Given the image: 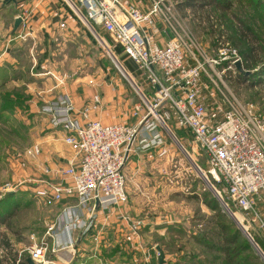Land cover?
Listing matches in <instances>:
<instances>
[{"label": "rangeland", "instance_id": "1", "mask_svg": "<svg viewBox=\"0 0 264 264\" xmlns=\"http://www.w3.org/2000/svg\"><path fill=\"white\" fill-rule=\"evenodd\" d=\"M56 1L55 5L69 14L63 20L66 22L64 31L52 29V37L49 38L45 30L32 32L19 25L9 38L14 16L21 14L10 3L5 8L7 19L0 30V41L27 39L26 44L21 46L19 59L27 67L28 60L30 62L44 52L49 53L51 56L47 62L58 63V73L67 75L65 81L83 83L85 104L94 95L99 96L100 108L95 112L103 117L104 122L135 125L142 117L148 116L138 126L134 149V155H142L139 166L142 167L143 184L142 188L132 185L131 196L133 200H139L129 201L135 207L131 211L133 219L141 221L137 230H131L135 233L134 239L124 238L121 235L123 231L112 227L106 230L107 225L98 229L95 217L84 219L85 214L79 211L77 217H81V221L78 226L75 224L78 229L73 238V250L56 254L47 252V259L55 264H157L156 247L159 246L164 254V264H226L220 254L209 252L203 242L212 239H220L221 242L225 235L222 232L220 234L218 225L221 228L231 225L240 230V219L238 215L235 220L227 214L191 167L187 155L197 167L205 170L201 151L196 149L190 135L176 129L171 120H165V123L160 121L157 115H163L167 109L161 105L155 110L150 108L147 101L152 99L153 89L147 84L145 76L140 77L139 73L126 69L123 59L115 53L117 46L111 37L99 29L96 30L97 34L91 32L64 0ZM138 1L141 3V0ZM145 1L148 8V0ZM183 1L167 0V4L172 7L180 31L190 35L200 50L201 54H195L205 64L207 74L212 76L219 87L220 82H223L226 90L239 102L253 105L255 116L264 122V0H225V6L221 8L205 0H200L193 8H184L181 5ZM2 2L0 0V14L3 11ZM165 30L169 38L170 31L167 28ZM158 32L159 29L156 34ZM38 39L39 42L34 46V40ZM219 42L229 43L237 49L241 59L237 64H240L242 72L237 70V66L236 71L232 72L224 71V64L211 63V60L216 59ZM112 54L126 71L122 73L128 79L123 77L120 72L122 69ZM52 68L57 71L56 66ZM237 73L250 75V80L238 79ZM253 73L260 75L253 77ZM52 80L55 81L54 77ZM202 81L208 87L202 89V95L211 108V102L218 99V93L215 95L216 92L211 90L205 76ZM45 112L48 113V110ZM164 127L176 138L186 155L175 145ZM28 131V126L19 122L18 118L14 122L4 123L0 116V187L6 182L13 185V190L2 196L0 202H4L8 195H14L0 208L3 212L1 217H5L4 223H0V264H26L31 245L29 236L33 234L36 239H41L47 225L54 221L56 215L53 206L44 205L34 196L36 182L20 175L19 168L29 165L38 156L32 152L33 145ZM205 191H209L217 203L214 212L201 201ZM220 191L224 201L237 213L225 193ZM15 203L18 204L16 208ZM85 208L81 206L78 209L90 212V207L87 210ZM4 209H13L12 214L7 217ZM120 229L123 230L124 226ZM239 232L240 241L246 240L245 243L250 246L249 251L242 252L245 258L241 264H261L248 238L241 230ZM63 233L66 235L65 231ZM58 238L61 239V236Z\"/></svg>", "mask_w": 264, "mask_h": 264}, {"label": "built area", "instance_id": "2", "mask_svg": "<svg viewBox=\"0 0 264 264\" xmlns=\"http://www.w3.org/2000/svg\"><path fill=\"white\" fill-rule=\"evenodd\" d=\"M64 1L91 32L97 34L99 29L107 33L120 49L118 56L131 64L140 77L145 76L153 89L152 99L147 101L150 108L155 110L161 105L167 109L163 115H157L160 121L171 120L176 129L190 135L205 161V170L198 167L199 170L235 220L238 215L240 221L237 222L264 264V219L257 212L254 201V197L264 191V122L255 116L253 105L239 102L226 90L223 82L219 87L207 74L205 64L195 54H201L200 50L190 35L178 28L167 0H148L146 12L121 0ZM158 24L171 34L164 46L154 43L146 33L147 29L156 32ZM65 29L66 22L61 21L57 30ZM240 60L237 49L229 43L219 42L216 59L211 63L224 64V71L235 72ZM119 67L124 70L121 65ZM204 76L215 95L219 94L218 99L211 102V108L202 95V89H208L202 81ZM218 79L220 81L219 76ZM64 80L60 79L59 83ZM63 107L48 112L65 133L63 141L72 147L75 156L64 168L41 167L43 177L35 180L34 196L47 206L75 199L78 207H90L91 211L105 206L112 209L126 207L128 193L123 168L134 152L138 126L148 115L135 125L102 123L91 116L100 108L98 95L77 112L69 101ZM32 152L38 155L39 147L35 145ZM12 190L11 183H4L0 187V198ZM220 190L237 213L224 201ZM61 212V221L57 215L47 225L41 239H36L33 234L29 236L28 257L35 264L54 263L47 259V252L56 254L73 250L74 240L62 245L56 232L61 222L63 231L65 228L69 233L70 215L66 216V209ZM123 218L133 231L141 225V221ZM254 237L259 239V244Z\"/></svg>", "mask_w": 264, "mask_h": 264}, {"label": "crops", "instance_id": "3", "mask_svg": "<svg viewBox=\"0 0 264 264\" xmlns=\"http://www.w3.org/2000/svg\"><path fill=\"white\" fill-rule=\"evenodd\" d=\"M2 1L1 11H3L0 14V30L1 27H4L7 19L5 17V8H8V4H10L5 3L4 0ZM121 1L125 4L136 5L142 12L147 11L145 0H141L142 4L138 0ZM56 3V0H17L15 4L11 3V6L21 14L14 16L13 23L15 18L20 17L22 19L21 26L27 27L32 32L33 30H45L47 36L51 38L52 29H57L58 24L69 16L62 7H57ZM158 29L160 32L156 34ZM161 32L166 35H162ZM146 33L159 46H164L168 39L166 30L161 24L157 25L156 32L152 29H147ZM33 34L31 35L33 36ZM10 36H13L12 30L9 33V38ZM26 40L14 41V39H9L8 41H0V111L3 110L4 123L14 122L18 118L19 122L28 126L31 144L33 147L35 145L39 147V154L36 159L29 165H23V167L19 168L20 175L24 178L29 177L33 182L43 177L40 170L41 167L64 168L68 161L75 156V151L72 147L66 145L63 141L65 133L61 132L60 128L56 126L51 113L45 111H49V109L61 110L67 101L71 102L75 112L79 111L85 104V88L83 83L79 82L68 83L64 80L60 84V79L66 78L67 75L58 73L60 69H57V66H59L57 62L52 64L47 62V59L51 56L49 53L44 52L42 56L38 55L37 58H33V61L30 62L28 60V67L23 66L19 59L21 57V46L26 44ZM12 42L15 43L10 46ZM37 42H39V39L37 41L34 40L33 45L36 46ZM47 42L51 43L52 41ZM28 51L30 52L29 49ZM53 66H56L57 71L52 68ZM135 72L133 68V73ZM53 77L55 81L52 80ZM91 116L93 119L106 123L97 112L92 113ZM13 117L14 120L12 119ZM114 123L126 122H111L107 124ZM134 152L123 168L128 193V205L126 207L112 209L105 206L95 211L90 209V212L85 213V210L78 209L80 207L76 205L75 199L64 200L53 206L55 208L54 213H56L54 219L58 215L61 221L60 218L63 216L61 211L64 209H66V216L70 215L68 217L70 222L69 233L64 228V231H66V235H64L60 221L56 229V231L59 230L57 233L61 236L59 241L62 245L68 243L70 239L74 240V234L78 229L75 224L78 226L81 221V217H77L79 211L81 214H85L83 216L84 219H88L90 216L95 217L99 226L98 229H102V226L104 228L107 225L106 230L112 227L114 230L123 231L121 235L124 238L128 240L134 239V232L131 231V227L123 218L127 216L131 221L134 220L131 211L135 207L129 201H137L139 198L133 200V195L131 196L132 185L141 186V188L143 186L141 182L142 167L141 165L139 166L140 156L142 157V155L138 153L134 155ZM254 201L257 212L264 219V191L255 196ZM87 208L85 209L87 210ZM114 224H116L115 227H113ZM121 226H124L123 230L120 229ZM78 231L80 232V229Z\"/></svg>", "mask_w": 264, "mask_h": 264}, {"label": "trees", "instance_id": "4", "mask_svg": "<svg viewBox=\"0 0 264 264\" xmlns=\"http://www.w3.org/2000/svg\"><path fill=\"white\" fill-rule=\"evenodd\" d=\"M200 0H184L181 5L184 8H193L195 6V4H198ZM206 2H208L209 4L214 5L215 7H222L225 6L224 5V1L225 0H205ZM225 8V7H224ZM115 53L119 54L120 53V49L118 47L115 48ZM239 53V52H238ZM123 59V57H120ZM125 63V67L129 72H133V67L126 61H124ZM258 73H253V77H257ZM238 79L242 80V81H249L250 80V75H245L243 73H237ZM252 79V78H251ZM0 116L3 118V110L0 111ZM206 193L203 194L204 198L202 201V203L207 207V209H209L211 212H214L217 210V206H216V201L211 197V194L209 193V191H205ZM209 196L211 199L208 200ZM14 195H8L6 197V199L4 200V202H0V208L2 206H5V201H7L8 199H13ZM196 198V197H194ZM197 199V198H196ZM18 206L17 203H15L14 208H16ZM13 208V209H14ZM6 210L4 209V214H8L7 217H9L12 214V210ZM0 214L2 215L3 212L0 210ZM0 215V223H4L5 217H1ZM227 226L226 228H221L220 225H218V227H220V234L221 232L224 233V238L221 239V242H219L220 239L213 241L210 240L208 242L204 241L203 242V246L212 253H217L220 254L222 256V261H224L226 264H241V261L243 260L242 257V252L245 251H249V247L248 245L245 243L244 240L240 241V230L238 228H233L231 225H225ZM255 242L259 244V240L257 238H254ZM252 248V247H251ZM252 250H254L252 248ZM259 258V257H258ZM260 260V259H259ZM261 262V260H260ZM261 264H263L261 262Z\"/></svg>", "mask_w": 264, "mask_h": 264}, {"label": "water", "instance_id": "5", "mask_svg": "<svg viewBox=\"0 0 264 264\" xmlns=\"http://www.w3.org/2000/svg\"><path fill=\"white\" fill-rule=\"evenodd\" d=\"M17 0H4L5 3H13L15 4ZM21 18L17 17L14 19V23H13V28H12V32L14 33L19 25L21 24ZM116 61V60H115ZM116 63L118 64V62L116 61ZM237 70L239 72H242V69L240 67V64H237ZM122 71L124 72V70H120V72L122 73ZM126 73V72H124ZM249 74V73H248ZM123 77L128 79L126 76H124V74L122 73ZM132 82V81H131ZM136 86V85H135ZM137 88V87H136ZM164 129L166 131H168L167 133H169L170 137L172 138V140L174 141L175 145H177V147L185 154L186 152L184 151V149L182 148V146L179 144V142L176 140V138L172 135V133L166 129L164 127ZM186 155V154H185ZM187 158L191 164V167L196 171V173L198 174L199 178L205 183L206 187L208 188V190H210L213 195L215 196V198L217 199V201L220 203V205L224 208V210L227 212L228 215H230L232 218H234V216L232 215V213L230 212V210L226 207V205L222 202L221 198L216 194V192L214 191V189L212 188V186L208 183V181L204 178L203 174L201 173V171L199 170V168L192 162V160L190 159V157L187 155ZM235 219V218H234ZM240 226V225H239ZM241 232L243 233V235L248 238L252 248L257 252L256 248L253 246L251 240L249 239L248 235L245 233V231L240 227ZM156 252H157V264H164V254L162 252V250L160 249L159 246L156 247ZM26 264H35L29 257L25 260ZM49 264H54V263H49Z\"/></svg>", "mask_w": 264, "mask_h": 264}]
</instances>
